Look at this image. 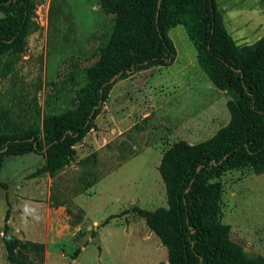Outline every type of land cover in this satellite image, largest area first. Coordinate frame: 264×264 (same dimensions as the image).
Masks as SVG:
<instances>
[{
	"label": "rangeland",
	"instance_id": "obj_1",
	"mask_svg": "<svg viewBox=\"0 0 264 264\" xmlns=\"http://www.w3.org/2000/svg\"><path fill=\"white\" fill-rule=\"evenodd\" d=\"M213 1L235 45H250L264 36V0ZM112 27L97 0H32L22 51L14 59L13 70L0 75V99L11 110L13 121L40 122L43 114L70 107ZM167 36L175 50L172 63L117 81L93 119L94 127L74 144L73 159L50 176L54 204L64 206L75 221L86 213V221L74 235L76 246L92 235L86 224L101 225L99 236L107 250L102 264H137L145 257L131 252L133 238L125 230L128 224L136 229L140 225L132 206H166L157 171L160 153L176 140L203 141L229 119L225 106L229 97L199 69L183 27L169 28ZM40 158L44 165L43 155L34 153L2 158L0 180L9 185L8 195L21 174ZM217 179L221 184L217 222L228 225V236L247 256L264 258V172L241 166ZM6 206L0 197V221ZM94 250L95 245L87 247L89 264H97L91 262ZM162 257L161 250L152 251V261L163 262ZM0 261L9 264L3 247Z\"/></svg>",
	"mask_w": 264,
	"mask_h": 264
},
{
	"label": "trees",
	"instance_id": "obj_2",
	"mask_svg": "<svg viewBox=\"0 0 264 264\" xmlns=\"http://www.w3.org/2000/svg\"><path fill=\"white\" fill-rule=\"evenodd\" d=\"M113 27L85 84L72 105L40 122L16 124L0 99V162L5 155H43L39 171L50 176L73 159L74 144L94 127L93 119L112 86L144 69L168 66L175 50L167 36L180 25L194 48L199 69L228 95L229 119L210 137L190 144L176 140L161 152L157 171L166 206L131 210L166 249L168 264H264L247 256L217 222L221 184L218 176L250 166L264 172V36L237 46L222 27L213 0H97ZM32 0H0V75L13 70L23 48ZM0 187L6 184L0 181ZM4 214L1 242L9 264H40L42 246L21 242L8 232ZM107 221V220H106ZM34 254L33 263L27 255Z\"/></svg>",
	"mask_w": 264,
	"mask_h": 264
},
{
	"label": "crops",
	"instance_id": "obj_3",
	"mask_svg": "<svg viewBox=\"0 0 264 264\" xmlns=\"http://www.w3.org/2000/svg\"><path fill=\"white\" fill-rule=\"evenodd\" d=\"M134 74L121 80L130 79ZM115 112L116 109L114 110ZM127 122L130 121L127 120ZM128 124L130 125L131 123ZM42 166L43 159L40 158L35 167L32 166V169L21 174L18 180L19 183L13 187L10 195L7 194L10 188L9 185L6 181L0 180L6 184L5 188L0 187L3 191L0 197L4 199V203L7 205L0 221V253L1 247H3L1 242L2 225L4 223V214L7 211L6 225L8 226V232L21 242H31L42 246L40 264H89L85 256L88 255L86 251L90 245H95V250L90 255L92 256L91 262L94 261L97 264H102L107 250L102 245L99 236L98 226L101 225L96 227L97 223L95 221L91 223L93 227L90 224H86V229L93 231L92 235L89 232L91 236L87 234L85 242L76 246L78 241L74 239V235L78 232L84 221H86V213L84 212L83 217L75 221L64 212V206L54 204L50 193L51 177L47 171H39ZM25 208H28L29 211L26 212ZM107 222L108 220L103 224ZM138 222L140 223L138 229L128 224L125 230L133 238L132 244H134V247L131 249V252L135 250L136 252H141L142 256H145L142 259H138L137 264L138 261H140L139 264H168L166 249L160 244L158 237L148 229L144 220L139 216ZM154 249L163 252V262L162 260H151V254ZM27 255L33 263L37 262L33 259L34 254L32 252L28 251ZM0 264L5 263L0 261Z\"/></svg>",
	"mask_w": 264,
	"mask_h": 264
},
{
	"label": "clouds",
	"instance_id": "obj_4",
	"mask_svg": "<svg viewBox=\"0 0 264 264\" xmlns=\"http://www.w3.org/2000/svg\"><path fill=\"white\" fill-rule=\"evenodd\" d=\"M25 211H26V212H28V211H29V209H28V208H25Z\"/></svg>",
	"mask_w": 264,
	"mask_h": 264
}]
</instances>
